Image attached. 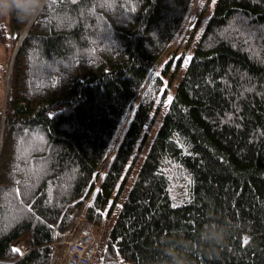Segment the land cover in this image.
<instances>
[{
  "label": "trees",
  "instance_id": "trees-1",
  "mask_svg": "<svg viewBox=\"0 0 264 264\" xmlns=\"http://www.w3.org/2000/svg\"><path fill=\"white\" fill-rule=\"evenodd\" d=\"M192 2L45 0L0 23V264H51L82 207L93 226L119 207L97 264H264V0H216L178 83L182 57L151 80Z\"/></svg>",
  "mask_w": 264,
  "mask_h": 264
},
{
  "label": "rangeland",
  "instance_id": "rangeland-1",
  "mask_svg": "<svg viewBox=\"0 0 264 264\" xmlns=\"http://www.w3.org/2000/svg\"><path fill=\"white\" fill-rule=\"evenodd\" d=\"M215 1L216 0H193V2L190 5V8L188 10V13H187V16H186V19H185L183 26L181 27L178 34L176 35V37L174 38V40L170 44L167 51L163 54V57L160 59V61L156 65V68L154 70V73H153L151 80L153 79V77L156 74H159L163 70L165 63H167L169 60L172 59V61L169 63L171 68L168 71V75L165 77L166 79H169V78L171 79V77L173 75L172 66L173 65L175 66L176 63L178 62L179 58L182 57V60L179 63L180 68H178V71L174 74V77L172 78V81L174 84L178 83V81L180 80V77L183 73V70L185 69L186 65L188 64V62L191 58V54L193 53L192 47H190L186 51H184V48L186 46L185 42H186V39L188 37L187 35H193L194 34L192 45L194 44V42H197L200 34L203 32V30L205 28V25L207 23L209 16L212 13L213 7L215 6ZM7 22H8V17L7 18L0 17V23H7ZM194 31H196V32H194ZM184 52H185V54L183 55ZM8 56L9 55L5 51L4 47L0 45V63H2L4 65V68L7 71V75L2 76V79H0V105H2V107H3V108H0V110H4V106H5V102H6V94H7L6 92H7L8 87H9L8 80H9L11 68H10V61H9ZM149 85H150V83L147 84V86L144 89H142L139 97H141L145 93V91L147 90ZM157 126H158V122H155L154 126L148 130L150 139L146 143V146L144 147L143 151L140 153L138 161L135 162L133 173L131 174L129 180L127 181V186L124 190L125 193H127L129 191V189H130V187H131V185L135 179L137 168L139 167L142 158L145 156L147 148L150 146V142H151L150 140L152 139L153 135L155 134V132L157 130ZM2 131H3V129L0 127V145H1V141H2L1 140ZM124 196L125 195H123V197ZM120 203H121V201H120ZM118 209H119V207L116 208L115 213L112 215V217L101 222L97 226H93V225H90L88 223V221L85 217V211H84L83 207L80 210L74 208L72 213L75 214V217H82L85 220L86 225L88 224V226L91 227L89 229L94 234V237H95L96 242H97L98 250H99V248H103L105 246L107 236L109 234L111 227L113 226V223L115 221V216L118 212ZM79 220H81V219H79ZM65 231L60 232V233L62 234ZM21 245L27 246V244L24 242H22ZM61 247L62 246H58V248H56V251H58V250L61 251ZM94 264H97V260L95 261Z\"/></svg>",
  "mask_w": 264,
  "mask_h": 264
},
{
  "label": "built area",
  "instance_id": "built-area-1",
  "mask_svg": "<svg viewBox=\"0 0 264 264\" xmlns=\"http://www.w3.org/2000/svg\"><path fill=\"white\" fill-rule=\"evenodd\" d=\"M52 246L51 264H94L99 251L94 234L82 217H77L71 228L60 233ZM58 246H62L61 251H56ZM21 251H26L25 245H21Z\"/></svg>",
  "mask_w": 264,
  "mask_h": 264
},
{
  "label": "clouds",
  "instance_id": "clouds-1",
  "mask_svg": "<svg viewBox=\"0 0 264 264\" xmlns=\"http://www.w3.org/2000/svg\"><path fill=\"white\" fill-rule=\"evenodd\" d=\"M45 0H0V17H10L15 14L16 19L23 23L35 18L43 8ZM227 223L211 233L202 235V241L209 247L221 244L227 235ZM185 264H188L185 261Z\"/></svg>",
  "mask_w": 264,
  "mask_h": 264
},
{
  "label": "water",
  "instance_id": "water-1",
  "mask_svg": "<svg viewBox=\"0 0 264 264\" xmlns=\"http://www.w3.org/2000/svg\"><path fill=\"white\" fill-rule=\"evenodd\" d=\"M1 145H2V141H1ZM1 145H0V148H1Z\"/></svg>",
  "mask_w": 264,
  "mask_h": 264
}]
</instances>
